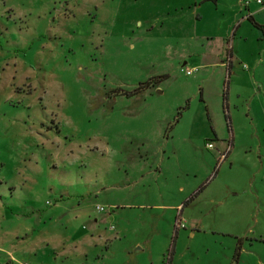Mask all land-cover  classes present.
<instances>
[{
  "label": "rangeland",
  "instance_id": "374dc122",
  "mask_svg": "<svg viewBox=\"0 0 264 264\" xmlns=\"http://www.w3.org/2000/svg\"><path fill=\"white\" fill-rule=\"evenodd\" d=\"M249 16L264 0H0V181L38 182L20 219L0 200V264H264Z\"/></svg>",
  "mask_w": 264,
  "mask_h": 264
},
{
  "label": "crops",
  "instance_id": "0c3cea01",
  "mask_svg": "<svg viewBox=\"0 0 264 264\" xmlns=\"http://www.w3.org/2000/svg\"><path fill=\"white\" fill-rule=\"evenodd\" d=\"M231 56L232 55H230V57ZM230 65L232 66V63H230ZM24 180H25V182H24ZM26 182L38 183L37 181L33 180L30 177H27V178L21 177V179L19 181L18 180L14 181V180H12V178L4 179L3 182L0 181V200L2 201V203L1 202L0 203L4 206L5 211L7 213H9L8 216L12 217L13 219H20L21 215L28 213V212H22L23 208L29 207V205L26 204L27 200H29V203L31 206L35 202L33 191L32 190H26L24 187ZM23 190H24V192H23ZM192 194H194V192ZM187 205H190V203L186 202V200L182 202L181 206L179 205V207H180L179 216H182L181 214L183 213L184 208ZM5 211H3L1 218L7 217L5 214ZM33 229H34V227L30 228V233L34 232ZM29 235L27 234V232H25L22 235H15V236H23V238H25V237H29ZM7 255H8L9 261H11V262L15 261V257L13 256L12 253L9 252ZM173 255H174V250L172 249L171 254H170V259H171L170 261H172ZM169 264H171V263H169Z\"/></svg>",
  "mask_w": 264,
  "mask_h": 264
},
{
  "label": "trees",
  "instance_id": "16d2710c",
  "mask_svg": "<svg viewBox=\"0 0 264 264\" xmlns=\"http://www.w3.org/2000/svg\"><path fill=\"white\" fill-rule=\"evenodd\" d=\"M248 19L254 24V26H255L256 28H258L259 30H263V31H264V26H262V25L256 23V22L252 19L251 16H249ZM142 84H143V85H142L140 88H143V87L146 88V87H148V86H150V85L152 84V80H148V81H146V82H144V83H142ZM140 88H139V89H140ZM134 93H136V91H134L132 94H134ZM203 185H204V184H203ZM198 192H199V191L194 192V194H192V195L186 200V202H189L191 199H193L194 196H195Z\"/></svg>",
  "mask_w": 264,
  "mask_h": 264
},
{
  "label": "built area",
  "instance_id": "2783aa9c",
  "mask_svg": "<svg viewBox=\"0 0 264 264\" xmlns=\"http://www.w3.org/2000/svg\"><path fill=\"white\" fill-rule=\"evenodd\" d=\"M256 2L261 3V0H256ZM184 71H185V73L187 75H189V74H191L193 72V70H190V69H185ZM208 146L211 147V144H208ZM96 210L97 211H103L104 210V207L103 206H100V205H97L96 206Z\"/></svg>",
  "mask_w": 264,
  "mask_h": 264
}]
</instances>
